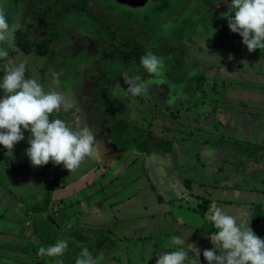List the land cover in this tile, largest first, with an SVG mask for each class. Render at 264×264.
<instances>
[{"label":"crops","instance_id":"obj_1","mask_svg":"<svg viewBox=\"0 0 264 264\" xmlns=\"http://www.w3.org/2000/svg\"><path fill=\"white\" fill-rule=\"evenodd\" d=\"M226 34L231 45L228 52L203 35L207 41L200 43L208 45L199 46L204 59L197 66L192 59L183 75H187L184 90L181 83L180 93L171 91L182 102L165 109L172 111L171 118L180 109V126H164L169 128L166 138L160 134L151 142L137 139L136 145L122 151L126 158L130 156L128 166L139 168L136 179L122 180L128 177L124 162L126 168H117V172L114 167L108 170L100 160L88 161L74 175L67 169L58 172L56 177L64 186L54 191L53 200L62 215L46 212L43 218L56 237L68 239L69 249L87 246L94 256L103 253L107 264H157L163 252L176 250L171 239L180 235L185 245L193 246L189 258L199 251L200 264H208L203 251L213 247L209 234L215 229L205 217L212 206L229 215H243L252 229L256 225L255 207L264 204V51L249 53L239 34L230 29ZM140 131L143 138L152 130L149 126ZM139 142L146 143L149 151H139ZM155 142L159 144L154 146ZM158 165L165 173L161 181L154 171ZM118 174L122 176L118 178ZM31 180L29 173L22 174L10 177L9 184L21 188ZM140 180L147 184L131 191ZM184 180L191 184L183 186ZM34 184L43 191L47 182L43 179ZM2 194L0 264H55V258L37 254L40 247L54 245L57 238L48 242L45 226L32 227L23 203L32 194ZM203 199L208 200L204 212L199 207ZM8 211L19 216L7 219ZM75 216L76 222L69 225ZM110 248H114L111 253Z\"/></svg>","mask_w":264,"mask_h":264},{"label":"clouds","instance_id":"obj_2","mask_svg":"<svg viewBox=\"0 0 264 264\" xmlns=\"http://www.w3.org/2000/svg\"><path fill=\"white\" fill-rule=\"evenodd\" d=\"M228 8L222 18L227 19L230 31L242 37L249 53L257 49L264 51V0H231ZM16 28L17 24L10 23L6 13L0 10V62H3L0 66L5 69L0 80L4 93L0 98V145L11 154L15 145L25 140L24 133L30 132L26 155L33 167L46 166L51 161L55 166L63 165L70 173L75 172L99 157L100 142L80 115L74 113L71 121L59 118L67 97L46 89L36 79L26 78L24 63L7 70ZM140 63L154 79L164 82L163 57L149 51ZM124 83L127 93L138 97L147 94L150 82L125 74ZM205 219L215 229L209 234L213 247L203 251L208 264H264V239L253 231L243 215H229L224 209L212 206ZM171 244L176 250L163 252L157 257V264H200V252L195 251L190 259L188 253L193 252V246L185 245L182 236L174 235ZM68 250L65 238L40 247L37 254L55 258V264H64ZM75 264H107V261L103 253L94 256L83 246Z\"/></svg>","mask_w":264,"mask_h":264},{"label":"rangeland","instance_id":"obj_3","mask_svg":"<svg viewBox=\"0 0 264 264\" xmlns=\"http://www.w3.org/2000/svg\"><path fill=\"white\" fill-rule=\"evenodd\" d=\"M26 1L27 0H0V10H3L6 13V15L11 17V22H15L17 24L16 30H21L23 28L25 29L27 27V25L29 24V21L32 20L29 14H27V16L26 15L23 16V10H24V6L26 5ZM39 1L45 9L43 12H41L42 15H41L40 22H39V19L36 20V23H35L36 26L38 23H41L40 25L37 26V31H40L41 29H43V27H44V29H46V24H45L46 14L53 12L59 6V4L57 2H54L53 0H39ZM104 1L106 2V0H104ZM107 1L110 4V1L109 0H107ZM171 1H174V0H171ZM183 1L184 0H175L171 4V6L164 8L163 9L164 11L161 12L160 11L161 8L159 7V5L161 4V0H152L151 3L148 5L147 9L144 10L146 13L153 14L152 18H150L148 20V22L143 23V24H141L140 22L135 23V25H134L135 29H137L141 35H145V34H148V32L150 31V28L152 29L158 25L162 28L160 33L164 32L166 36L170 37L168 39V41H165V43L168 45H172L173 43L178 41V39H175V37H176L175 31L176 30L179 31L180 29H183L184 24H185L184 22L186 20L192 22L193 25L197 24V21L200 20V16L202 15L203 6H202V4H200L199 0H185V2H183ZM218 2H219L218 7L220 8V10H224L226 8L225 11L221 12V14L223 16L225 13H227L229 11L228 5L231 3V0H218ZM156 5H158V7H157L158 11L153 12L152 8ZM76 14H77L76 16H74V15L71 16V15H67V13H64V16H63L64 18L62 20L65 21L66 23L72 24V23H75L76 20L79 21L80 19H82L85 22L83 23V21L81 20V24L79 25V26H81V29L82 28L86 29V27L89 28L90 26L88 24H90L91 21H93V19H94L93 14L89 13L88 10H83L80 14H78V13H76ZM205 16H207L206 13H205ZM16 17H18V18H16ZM209 17H211V16H209ZM95 19H97V18L95 17ZM202 23L204 24V21H202L201 23H198L197 26L201 25ZM77 26H78V24L74 25V28H73V27L69 26L68 24H66V26L64 28H62V30L65 31V35L67 37H73V38H75V40H79L78 41L79 43H87V41H85V40L82 41L80 39V38L86 37V33H82V32H80L81 34L77 33L76 32ZM223 27H226V28L223 29ZM227 28H229L227 25L219 26V29H222V30H219L217 32V36L216 35L215 36L207 35V36L209 38V40H208L209 43L211 40L213 42V44H215L216 47L221 48L222 51L228 52L231 45L229 46L228 45L229 42H226V41H228V37L225 38V36H227L226 32L229 31V29H227ZM194 29H195L194 27L191 28L187 32V34L191 35V33ZM16 30H15V32H16ZM15 32H14V37H13V45H14V39H15ZM160 33H158V34H160ZM203 35L202 34H197V35L194 34L193 35V38L196 40V42L198 41L197 47L193 48V50L201 53V55H198L200 57V59H204L202 56L203 50L200 47L203 46L205 48L208 46L205 43L204 44L200 43V42H204L206 40ZM223 38H225V40ZM233 39L234 38H231V42L233 41ZM196 42H194V43L196 44ZM174 48H175L174 46L171 47V49H173L172 52H175ZM181 48L185 49V47L183 45H181ZM95 50H97L96 47H95ZM185 50H187V49H185ZM257 51H259V50L257 49ZM187 52H188V50H187ZM22 53H23L22 50H17V49H13L10 51L11 63L8 64L7 70H12L15 66H18L20 63H24L25 68H26V72H28V76L31 79H36L40 84L44 85L46 89L50 88L53 91H57V92L61 93L62 95H65L67 97V101H66L64 108L61 111V113L63 114V117L65 120L71 121L73 114L69 116L67 114V112H64V111H66V109L75 107L77 104L78 98L75 94H72V95H75V98H72L70 96L71 95L70 91L66 90L65 82L60 77L61 76L60 72L64 69V63H61L59 61H53V62L51 61V68L46 70L45 75L42 78V69L44 68L45 58H40L36 55H32V56L27 57V56L22 55ZM77 54L78 53L74 54L73 59H71V61L74 64V68H73V71L69 77H70V79L79 77L78 75H76L75 72L81 70V72H84L83 76H84L85 82L87 84L89 83L92 86V83L90 82L87 73L88 72L91 74L95 73L96 70H94V68H92V67L94 66L98 70L100 65H101L100 61L98 58H91L90 60H87L85 52L79 53L78 55ZM100 55H101V53H100ZM190 56H191V54H189V53H188V55H184V54L181 55V64H182V69H183V75H185V73L189 67V65L187 66V64L192 63L191 62L192 57H190ZM198 56H197V58H198ZM175 63L178 64L177 68L175 70V73L181 74L182 69H181V64L179 63V60L176 59ZM2 64H3V62H0V65H2ZM170 68H171V66L167 65L165 63L166 82H163V84H162V82H160L158 80L156 82L154 81V79L151 80L153 77L151 79H146L145 74L143 73V71L141 72L140 69H138L139 73L136 72V70L129 69L128 73L130 76H139L142 80L150 82L149 83V90H148L147 94L142 95V96H138V97H134V96L130 95L129 93H127V91H126L127 85L125 83L119 82V79L122 78V75L125 73L126 70H123L120 75H117V73H115L116 78H115L114 82L111 83V85L114 87V92L116 93V96H117L116 100H114V105L117 108H119L120 110H125V111H130V112H131V107L133 106L135 108H132V111L135 114L140 115V112L146 111L148 113L146 115V117H152V122L150 125L152 131H148V132L146 131L144 133L143 138H142L139 136L140 131H132L131 130L132 138H136L139 140L145 139V140L151 142L152 140L158 139L160 134H162L161 135L162 138H166L167 133L163 128L164 126L171 127L174 124L177 127L180 126L181 121H182V117H181L182 114H180V109L178 110L179 114H176L175 118H171L172 117V115H171L172 111L165 109L163 103L162 104L158 103V102H160V101H158L159 100L158 92H152V89H154L155 87H157V86L164 87V86L168 85L169 82L174 81L173 78H171V80H170L167 76V74H168L167 72ZM1 70H3V71L1 72ZM4 74H5V69L2 66H0V80H2ZM80 76H81V74H80ZM186 80H187V75L182 76V88H183V90H184L183 84ZM169 87L173 88L176 92H178L176 90V88H179L181 86L178 85L176 87L175 84L170 83ZM183 90H182V92H183ZM182 92H181V95H182ZM192 93H193V91H191V95L194 96V94H192ZM3 95H4L3 90L0 89V98H2ZM88 110H89V107H88V109H86L85 115L81 116V117L83 118L84 122L93 130V125L94 126L96 125L95 122H97V119H96V116L93 113H90V111H88ZM143 115H144V113H143ZM92 118L94 119L95 122L93 120H91ZM138 120H141V118H138ZM144 120L145 119H143V121ZM173 120H174V122H171ZM138 123L144 125L141 122H138ZM99 126L95 131L93 130L94 134L96 135V137L98 138V140L100 142V150H99L100 154H99V157L95 160H100L101 163L106 164V166H108V170L110 169V167H114L113 172H117L116 171L117 168H120L121 170H123L126 167H128L127 168L128 177H127V179H125V177H126L125 176L122 178V180L124 181V180L136 179V177L138 176V169L139 168L133 167L134 168L133 169L132 167L128 166L129 160H130L128 158L130 156L128 158H126V156H124V153H122V151L120 152L114 146H112L109 143L108 136L99 130ZM144 127H145V125H144ZM24 135H25V140L18 143L17 145H15L14 150L12 151L11 154L8 153V150L5 149L3 147V145H0V196L3 195L2 192H5L7 196L9 194H13V195L16 194L17 196L18 195L21 196L23 193H27V194H32V196L38 195V197L40 199V197L42 196L40 194L42 192V190H37L38 185L37 184L35 185L34 182L43 181L44 178L42 179L39 177V176H41L42 169H44V167H45L46 172L43 174L44 177L52 176L55 178L57 176L58 172L61 173L66 168H64L63 165L55 166L53 164L55 170L52 171L53 167L51 166V161H50L49 164L46 166L36 167L33 170H31L30 172L27 171L25 169L26 165H27L26 168L28 170L32 169L31 161L28 158V156L26 155V149L30 146L28 144V139H29L31 133L26 131L24 133ZM133 150H135V149H133ZM90 161H92V160H90ZM123 162L126 164V167L124 166ZM162 168H163V166L158 165L156 170H154V171H157V172H155V175L158 174L159 181H161V176L165 175L164 170H161ZM77 171L73 172V175ZM19 172H22V173L28 172L30 174V176L32 177L31 184H29L27 186V183H26L21 188H19V187L17 188L16 186L9 184L10 177H12V176L18 177ZM118 172H120V171H118ZM120 176H122V174L121 175L118 174V178ZM140 179L146 180V176H142ZM141 180L137 185L131 186L129 189L134 192L136 190V188L139 187V185H140V187H142V186L147 184V181H144L142 183ZM158 184L160 185L159 182H158ZM162 189H163V187L160 186L161 191H162ZM87 193H89V192H87ZM90 199H91L90 201H93L94 196L91 197ZM54 206L53 207L55 209H60L58 205H54ZM1 210L3 211L4 208L2 207ZM75 211H76V208L74 207L73 212L75 213ZM44 214H46V213H44ZM18 216L19 215H17L16 212L11 213L10 211H8V213H6V217H8L7 219H9L11 217L15 218ZM42 217H43V215H40L34 220H39ZM34 218H35V216H34ZM76 220H77V216L73 217L70 220L69 225H71V224L74 225ZM67 223H68V220H67ZM257 229H259L258 226L254 225L253 231L255 233H256ZM113 250H114V248L113 249L110 248L109 253H111Z\"/></svg>","mask_w":264,"mask_h":264},{"label":"trees","instance_id":"obj_4","mask_svg":"<svg viewBox=\"0 0 264 264\" xmlns=\"http://www.w3.org/2000/svg\"><path fill=\"white\" fill-rule=\"evenodd\" d=\"M147 2L148 0H146L145 4ZM161 2H164V3L170 2V4L173 3V1L171 0H161ZM202 3L204 5L203 8L205 12L201 18V22L204 21V24L202 23L201 25L197 26L199 21H197V24L193 25L192 22L186 20L184 22L185 23L184 28L180 29L179 31L177 30L175 31L176 33L175 39H178V41L173 43L171 46L165 43V41H167L170 38L166 36L165 33H163L162 37L158 38L160 41H163V46L161 48L162 52L165 51L166 49H170L169 58L173 54L174 57H176L179 60L180 64H181L182 54L184 55H188V53L191 54L190 57H192V59H195L193 60V62L194 64H196V66H197L198 60H200V57L198 55H201V53L193 50V48H196L198 45V41L196 42V40L193 38L194 34L196 35L204 34L205 36L207 35L217 36V32L221 30L219 29V26H224V25L228 26V21L227 19H224V18L222 19L223 17L222 14H220L221 15L220 17H215V15H213L212 17H209L211 16V14H213V10L218 9L217 7H213L214 0H202ZM83 9L84 7H81V4L76 6L71 3H64L62 6V10L50 15V19H51L50 23L52 24L50 34H47L45 37L31 38L24 31L18 30L15 34V39H14L16 47H18L20 50H23L25 53L36 52L37 54L43 55V56L51 55V53L53 54L55 51L54 42L56 41V39H59L62 36V32L58 29V23L64 18L63 17L64 13L70 12L71 10L81 11ZM205 13L207 14V16H205ZM7 17L9 19V22L11 23V17L8 15ZM95 17L97 19H95ZM95 17L93 21H91L92 24L90 25V27L86 28V31L92 37H94V41L96 42L95 45H97L100 48L105 49V52L107 50V54H108L106 57L107 59L99 60L101 64L99 67L100 71L96 70L94 74H91L87 71L89 80L92 83L90 95L89 96L83 95V97L78 96L76 106L66 109V111L64 112H67L69 116L74 113L80 116H84L86 113V109H88L89 107L88 111H90V113H93L97 119V122H95L93 118L91 119L96 123L95 126L93 125V130L95 131L100 125L99 130L108 136L109 143L113 145L117 150L126 152L129 150V148L133 147V144L138 142L137 139L132 138L131 130L132 131H140L142 129H145V131L148 130L151 124L152 117H146V115L148 114L146 111L140 112V115L135 114L132 111V108H135L133 106L131 107V112L120 110L119 108H117L114 105V100H116V97H117L116 93L114 92V87L111 86L109 82L104 79L103 75H101L100 72L101 73L107 72V71L113 72L115 70L119 72V70L121 69L120 64L116 65L115 62H112L110 60L109 58L110 56L118 58L119 60L122 61V63L132 68H134L136 64L141 65L140 59L147 52L151 51L154 54L153 50L156 51V49H154L155 47L157 48V50H159V52L157 55L156 54L154 55L160 57L161 55L160 49L159 47H157L158 45L157 43L159 42V40L155 39V40H152L150 44L149 42H147L145 43V45H143L141 44V41L144 39V37L143 38L139 37L140 32L137 29L132 30V31H127L126 33H124V32H121L119 29L110 28L108 25H106L104 21L100 20L98 16H95ZM123 17L125 19L124 23H128L127 20H132L136 18V14L128 15V17L127 15L124 14ZM137 20L141 24H143L147 22L148 18L147 16H143L142 19L137 18ZM193 27L195 29L192 31L191 35H188L187 32ZM149 32L152 34L156 32V29L150 28ZM108 38L115 39L117 44H115L114 46L108 45L107 44ZM194 42H196V44ZM181 45H183L185 49L188 50V52L184 48H181ZM172 46L175 47L174 48L175 52H172L173 50L171 49ZM161 56L163 58H166L163 55ZM197 56H198V59H196ZM172 61L173 62L171 63V68L168 70L167 76L170 80L171 78L174 79V82L177 84L176 85L177 87L178 85L182 83L183 72H181V74L175 73V70L178 64L175 63V60L172 59ZM2 71L3 70H1V72ZM45 72H46L45 70H42V78L44 77ZM71 73L67 75V79H70L69 76L71 75ZM83 73L84 72L79 71V74H81V80L80 82H78L80 86L77 88V90H81V91H84L87 88V85L84 84L85 82H84ZM25 75H26V78H30L28 76V72H25ZM113 75L114 74L112 73L111 78L113 77ZM204 79L205 78L203 77L201 78V81H200L201 85ZM167 86L168 87H166L165 89L155 87L153 89L154 91L152 92H158V95H159L158 101H160L158 103L160 104L163 103L164 108H171L174 102H176V104H178L179 102L181 103L182 98L178 94L173 95L171 91H174V89L170 88L169 85ZM202 87L203 86H200V88ZM69 89L70 90L72 89L75 92L77 91L76 88L66 87V90H69ZM176 90L180 93V88H176ZM70 93H71L70 96L72 98H75V96L72 95L74 94V92L70 91ZM55 115L56 114H54L53 118H55ZM135 115L141 118V120H136L137 117H134ZM59 118L64 119L63 114L61 112L59 113ZM143 119L145 120L143 121ZM138 121L143 124H146L145 127L144 125L139 124ZM168 129L169 128H165L164 130L167 131ZM158 144L159 142L153 143L154 146ZM136 147L139 151H144V152L149 151L148 145L144 142H139ZM26 166H25V169L29 172L33 170L34 168H36L31 165L32 169L28 170ZM51 166L54 167L52 165V162H51ZM45 172L46 171L44 167V169H42L41 171V175L44 178L45 182H47V184L44 190L40 193L42 195L40 199L38 195L30 196L27 199H25L23 203L26 206L27 215L30 214V218L32 220V223H31L32 227L33 226H38V227L45 226L46 227V229H44L45 238L48 240V242H51L55 238L59 240V238L56 237L55 234L53 233L52 225L45 222L43 217L39 220H34V219H36L40 215L44 216V213L46 212L54 214L55 217H59L62 215V212L59 209L54 208L55 207L54 205H56V203L53 200V193L55 190L59 189L60 187H63L64 185L61 184V182H59L60 180L58 179V177H55V178L52 176L44 177L43 174ZM22 174H28V172H24V173L19 172L18 176H22ZM182 184L183 186L188 187V185L191 184V181L185 180L183 181ZM207 204H208V200L203 199L201 202V205L199 206L201 207L202 212L206 210ZM262 206L263 205H259L255 207L254 221L256 224L264 218V210L262 209ZM34 216H37V217L34 218ZM263 233H264V228L256 230V234L261 239H263V236H264ZM81 249L82 248H78V247L69 249L68 252L63 257L64 264H75V259L78 256Z\"/></svg>","mask_w":264,"mask_h":264},{"label":"flooded vegetation","instance_id":"obj_5","mask_svg":"<svg viewBox=\"0 0 264 264\" xmlns=\"http://www.w3.org/2000/svg\"><path fill=\"white\" fill-rule=\"evenodd\" d=\"M53 1L57 2L59 4V6L53 12L46 14L45 24H46L47 30L44 29V27H43V29H41L40 31H37V26L40 25L41 23H38L37 26L35 25V23H36L37 19H39V22H40L41 15H42L41 12H43L45 8L42 6V4L40 3L39 0H27L26 1V5L24 6V10H23V16H25V15L27 16V14H29L32 20L29 21V24L27 25V27L25 29L23 28L21 30L24 31L29 37L40 38V37H45L47 34H50V30L52 28V24L50 23V21H51L50 15L57 13L58 11L62 10V6L64 3H71V4H74L76 6L81 4V7H84L83 10H88L89 13L93 14V17L98 16L99 19L104 21L106 23V25H108L110 28L119 29L121 32H124V33H126L127 31L135 30L134 25H135V23L139 22L137 20V18L142 19L143 16H147V18L149 20L153 16V14L146 13L144 11L145 9H147L148 5L151 3L152 0H148V2L144 6H141L139 8H132V7L120 4L116 0H109L110 4L108 3L107 0H106V2L104 0H53ZM183 2H185V0ZM199 2L204 7L202 0H199ZM168 6H171L170 2H165V3L161 2V4L159 5V7L161 8L160 11L163 12L164 11L163 9L168 7ZM218 6H219L218 0H214V6L213 7H217L218 9L213 10V14H211V17L213 15H215V17H220L221 12L226 10V8L224 10H220V8ZM157 7L158 6H154V9L152 8L153 9L152 11L153 12L158 11ZM83 10H81V11L71 10L70 12H66V13H67V15L76 16L77 15L76 13L80 14ZM124 14L127 15V17H128V15L136 14V18H134L132 20H127L128 23H124V20H125L123 17ZM203 15H204V8L202 10V15L200 16V20L198 23L201 22V18ZM16 18H18V17H16ZM81 20L82 19H80L79 21L76 20V22L72 23V24L66 23L63 20H61L58 23V29L62 32V36L59 39H56V41L54 42L55 43V51L53 54L51 53V55L43 56V55L37 54L36 52L25 53L22 50L23 51L22 55H24V56L29 57L32 55H36L40 58H45L44 68L42 69L45 71L51 68V61L52 62L53 61H59L61 63H64V69L60 72L61 73L60 77L65 82L66 87L76 88V90L80 86V84H78V82H80V80H81V76L79 74V71H76V75H78L79 77L72 78L71 80L67 79V75H69V73H71L73 71V68H74V64L71 61V59H73V57H74V54H76V53L79 54V53L85 52L87 60H90L91 58H98L99 60H103V59L106 60L107 59L106 57L108 55L107 50L105 52V49L100 48L97 45H95L96 42L94 41V37H92L86 31V29H83V28L81 29V26H79L81 24ZM148 20H147V22H148ZM82 21H83V23L85 22L84 20H82ZM66 24H68L69 26H71L73 28H74V25L78 24L76 32L77 33H80V32L86 33V37L80 38V39L82 41H84V40L87 41V43H79L78 42L79 40H75V38H73V37H67L65 35V31L62 30V28H64L66 26ZM91 24L92 23H90L88 25L90 26ZM154 28L156 29V32H154L152 34L150 32H148V34H145V35L139 34V37H141V38L144 37V39L141 41V44L145 45V43H147V42H149V44H150L152 42V40H155V39L159 40L158 38L162 37V35L164 33V32L160 33L162 28L158 25ZM17 31L18 30H16V32ZM16 32H15V34H16ZM158 33H160V34H158ZM107 41H108L107 44L110 46L111 45L114 46L115 44H117L116 40L113 38H108ZM157 44H158L157 47H159V49H160L161 55L166 57V58H164L165 63L167 65L171 66V63L173 62L172 59L176 60L177 58L174 57L173 54L169 58L170 49H166L165 51L162 52L161 48L163 46V41L159 40V42ZM169 46H171V45H169ZM95 47L97 48V50H95ZM13 49L20 50L18 47H16L15 41H14V45L12 47V50ZM154 49H156V51L153 50V52H154V54L157 55L159 50H157L156 47ZM100 53H101V55H100ZM160 53H159V55H160ZM162 53H164V54H162ZM161 55H160V57H162ZM109 58L112 62H115L116 65L120 64L121 69L119 70V72L115 70L113 72L112 71H107V72H103V73L100 72V74L103 75L104 79L107 80L109 82V84L111 85V83L114 82V80L116 78L115 73H117V75H120L123 70H126L125 73L122 75V78L119 79L120 83H124V76H125V74L129 75V73H128L129 69L132 67L125 65L124 63H122L121 60H119L118 58H115L113 56H110ZM92 68H94V70H97L94 66ZM132 69L136 70V72H138V69H140L141 72L143 71L146 79L152 78V76L149 73H147L146 70L143 69L142 65L136 64L134 66V68H132ZM97 71H100V69H98ZM112 73L114 75L111 78ZM153 79L154 78H152L151 80H153ZM154 81L156 82L157 80L154 79ZM163 81L166 82L165 75H164ZM84 82H85V80H84ZM162 84H163V82H162ZM86 85H87V88L84 91L77 90L75 92L72 89L71 90L69 89V90L71 92H74V94L77 96V98H78V96L83 97V95L89 96L91 93L92 86L89 83L88 84L86 83ZM152 91H154V90L152 89Z\"/></svg>","mask_w":264,"mask_h":264},{"label":"water","instance_id":"obj_6","mask_svg":"<svg viewBox=\"0 0 264 264\" xmlns=\"http://www.w3.org/2000/svg\"><path fill=\"white\" fill-rule=\"evenodd\" d=\"M118 3L132 7V8H139L143 6L146 0H116Z\"/></svg>","mask_w":264,"mask_h":264},{"label":"built area","instance_id":"obj_7","mask_svg":"<svg viewBox=\"0 0 264 264\" xmlns=\"http://www.w3.org/2000/svg\"><path fill=\"white\" fill-rule=\"evenodd\" d=\"M262 209L264 210V204L262 206ZM256 225L258 226L259 229L264 228V218L260 220ZM27 226H29V224H27Z\"/></svg>","mask_w":264,"mask_h":264}]
</instances>
